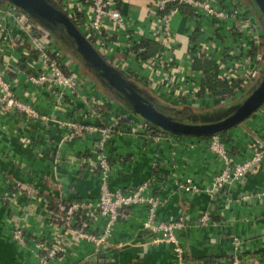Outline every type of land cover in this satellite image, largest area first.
I'll return each instance as SVG.
<instances>
[{
  "label": "crops",
  "instance_id": "obj_1",
  "mask_svg": "<svg viewBox=\"0 0 264 264\" xmlns=\"http://www.w3.org/2000/svg\"><path fill=\"white\" fill-rule=\"evenodd\" d=\"M47 1L65 10L83 32L92 10L87 0ZM115 1L126 30L105 20L106 40L104 48L98 50L106 60L159 104L163 101L167 107L194 105L200 109L212 104L214 96L200 90L202 72L192 67L191 48L201 46L212 57H220L221 47L244 37L231 35L223 22L216 25L207 16L195 17L192 7L182 4L176 6L170 22L171 49L149 63L147 59L155 57L161 48L157 51L154 46L160 45L161 39L156 37L162 16L156 0ZM242 1L250 7L247 0ZM15 13L12 3L0 0V62L15 97L29 105L35 116L0 105V264H40L31 239L51 234L49 205L60 200H95L99 195V155L95 150L98 134L87 130L74 133V126L110 123L115 112L129 113L119 100L100 93L91 80L92 93L106 101L98 116L89 113L90 100L69 93L60 96L47 84H31L28 77L35 70L27 63L32 57H24L23 51L31 49L32 37L16 20ZM237 40L231 46H240ZM142 42L147 44L148 58L136 52ZM35 53L32 50L31 56ZM75 61L71 59L67 71L78 68ZM135 121L122 122L105 144L112 165L110 187L127 192L154 178L146 194L160 199L157 221L179 215L194 220L201 212L210 213L214 224L189 226L178 234L186 264L226 259L233 251L234 238L240 241L245 264H264V158L256 171L210 196L202 188L210 185L222 162L208 149V138L169 135L157 142L147 130L137 128ZM244 125L255 127L261 134L264 116L253 114L222 135L235 161L249 155ZM187 178L201 190L185 192L178 188L177 183ZM125 212L126 216L114 224L108 244L94 250L90 242L71 237L65 256L49 264H172L171 244L152 242L153 236L142 228L146 206L133 205ZM102 224L100 219L94 230L99 232ZM15 227L26 231L25 246L13 239Z\"/></svg>",
  "mask_w": 264,
  "mask_h": 264
},
{
  "label": "built area",
  "instance_id": "obj_2",
  "mask_svg": "<svg viewBox=\"0 0 264 264\" xmlns=\"http://www.w3.org/2000/svg\"><path fill=\"white\" fill-rule=\"evenodd\" d=\"M87 2L91 5L92 10L89 21L83 25V34L98 50V48H104L106 40L104 36L105 20L112 21L124 31L126 26L120 10L116 7L115 0H87ZM175 4L189 5L194 10L195 17L207 16L216 25L223 22L227 27V32L231 35L234 33L235 36L244 37L240 41L235 38L233 42H228L225 48L221 47L220 57H215L219 65L220 78L228 82L236 79L239 82V86L229 99L224 100L213 97L210 102L221 106L226 105L225 102L238 97L244 90L255 84L259 78L262 68L259 67L258 62L261 54L256 49L261 44L258 42L262 32L260 20L250 12L251 7L245 6L242 0H156V8L162 13L156 31V37H161V48L155 57L147 59L149 63L172 47L173 34L170 22L177 10ZM12 5L15 8L16 20L32 37L31 49L23 51L24 57H32L27 64L29 67L33 66L35 70L33 74L29 75V82L36 86L47 84L56 90L60 96L69 93L75 98L90 100L89 113L95 116L102 114L106 101L92 93L89 85L90 79L79 75L74 70H66L71 59L67 58L62 52L55 36L49 31L38 29L36 25L29 21L24 12L20 11L14 4ZM236 22L239 24L238 26L234 25ZM126 36L129 38V34H126ZM235 40L239 42L240 46H231V43L234 44ZM132 43L130 42L131 46H133ZM202 48L201 46L198 48L193 46L191 57H208L212 55ZM32 50L36 51L34 56H31ZM0 105L13 107L27 115L35 116L34 110L29 105L22 103L15 97L11 82L6 78L5 66L2 62H0ZM257 113L264 116V103L254 114ZM127 119L136 120L134 122L136 127L147 130L157 142L169 135H174L160 131L153 132L149 128V124L139 120L131 113L127 114L123 111L115 112L110 123H101L95 126L82 124L74 126V133L87 130L95 131L98 134L95 141V150L99 155L97 162L99 195L95 200L74 199L69 202L60 200L57 201L52 210L48 209L51 234L46 238L31 239L32 250L40 264H49L51 260L62 259L68 250V240L71 237L74 240L79 239L90 242L94 250H97L99 246L108 244L114 224L119 219L124 218L126 216L125 209L133 205L142 204L146 206L147 214L142 223V228L153 236L152 242L171 244L172 264H186V252L178 238L181 230L189 226L214 224L215 221L208 211L201 212L194 220L188 216L179 215L174 219L157 221L156 209L160 204V199L157 195L146 194L154 178L141 182L127 192L110 187L112 165L104 147L109 136L120 128L122 122L127 121ZM245 131L248 138L247 149L249 155L240 161H235L230 155L220 134L208 137V149L222 162L220 171L214 176L210 185L202 188L210 196H213L224 186L238 182L248 173L256 171L260 166L264 158V129L263 133L257 134L256 128L248 125ZM177 187L185 192H199L201 190L189 178L178 182ZM23 188L26 189V187ZM100 219L103 220L102 228L99 232H96L94 227ZM12 237L21 246L27 244L26 231L21 227L13 229ZM232 242L233 251L226 259L217 258L207 264H245L244 259L240 256L239 239L234 238Z\"/></svg>",
  "mask_w": 264,
  "mask_h": 264
},
{
  "label": "water",
  "instance_id": "obj_3",
  "mask_svg": "<svg viewBox=\"0 0 264 264\" xmlns=\"http://www.w3.org/2000/svg\"><path fill=\"white\" fill-rule=\"evenodd\" d=\"M42 23L91 69L97 80L112 90L131 114L156 130L179 136L221 134L251 117L264 103V65L259 79L240 99L203 113L183 114L159 104L121 70L111 65L86 39L65 10L47 0H7ZM264 27V0H250Z\"/></svg>",
  "mask_w": 264,
  "mask_h": 264
},
{
  "label": "trees",
  "instance_id": "obj_4",
  "mask_svg": "<svg viewBox=\"0 0 264 264\" xmlns=\"http://www.w3.org/2000/svg\"><path fill=\"white\" fill-rule=\"evenodd\" d=\"M181 5L182 4H175V6H178V7H182ZM17 8L27 15V17L29 18V21L32 24L35 25L36 22H38L31 15H29L27 12H25L24 10H22L19 7H17ZM52 34L57 35L56 33H53V32H52ZM154 46H155V49H157V51H158L160 45L157 43H154ZM93 47L96 49V47L94 45H93ZM137 47H138V49H137ZM137 47L135 49L139 55H141L144 58L149 57V55H150L149 52H147V50H145V49H147V44H144V42H142L141 44L139 43L137 45ZM154 52H155V50H154ZM192 67H193V69L200 70L202 72V79L200 82L201 83V89L200 90H203V91L208 90L210 92V94L214 97H218L220 99L227 100L233 95L235 89L239 86V82L236 79H233L230 82H228V81H225V80L220 78L219 65L217 63L216 58L212 57L211 55L208 57H206V56H194V57H192ZM149 128H151L153 130V132H158V130H156L151 125H149ZM224 133H221L220 135L222 136ZM200 138H208V137H200ZM54 207H55V205L53 206L52 204H50L49 210H52Z\"/></svg>",
  "mask_w": 264,
  "mask_h": 264
},
{
  "label": "rangeland",
  "instance_id": "obj_5",
  "mask_svg": "<svg viewBox=\"0 0 264 264\" xmlns=\"http://www.w3.org/2000/svg\"><path fill=\"white\" fill-rule=\"evenodd\" d=\"M247 3L250 5V12L253 13L255 16H257V13H256V10L254 8V6L252 5V3L250 2V0H247ZM258 18V16H257ZM35 19V18H34ZM259 19V18H258ZM36 20V19H35ZM260 22V21H259ZM261 24V29H262V32H261V37L260 39H258V42H260L261 44L258 45V48L256 49V51L258 53H260V59H259V62H258V65L260 68H263V65H264V27H263V24L260 22ZM37 26L38 29H42V30H46V31H49V32H52L50 31L48 28H46L42 23L40 22H36L35 24ZM41 30V31H42ZM55 38L59 41V44L60 46L62 47V52L68 57H70V59H74L76 60L75 62H77V65H78V68L75 70L79 75L81 76H84V77H87L88 79H90L95 88L98 89V91L102 94H106L116 100H119L120 101V104L122 107H124V110L127 111L128 113H131L129 111V109L123 105L124 103L122 102L121 103V100L117 98V96L113 93L112 90L106 88L105 86H103L102 84L99 83V81L97 80V78L94 76L93 72L91 71V69L89 67H87L84 62L82 61V59L70 48V45L63 41L62 39H60L57 35H55ZM260 76V75H259ZM258 76V77H259ZM259 79V78H258ZM254 85V84H253ZM252 85V86H253ZM251 86V87H252ZM251 87H248L246 90H244L243 93H241L238 97H236L235 99H230L228 102H225V104H229V103H232V102H235L237 101L238 99H240L248 90H250ZM163 102V101H162ZM161 102V105L165 106L166 103H163L162 104ZM169 105V104H168ZM221 105L220 104H217V103H213V104H210L209 106L207 107H204L202 109L198 108V107H195L194 105H190L189 107H182V108H176V107H171V108H174L176 110H179L181 111L183 114H191V113H203V112H207V111H210L212 109H215V108H218L220 107ZM167 107V106H166ZM243 123V122H242ZM245 126V127H244ZM243 127L246 128L247 125H244Z\"/></svg>",
  "mask_w": 264,
  "mask_h": 264
},
{
  "label": "flooded vegetation",
  "instance_id": "obj_6",
  "mask_svg": "<svg viewBox=\"0 0 264 264\" xmlns=\"http://www.w3.org/2000/svg\"><path fill=\"white\" fill-rule=\"evenodd\" d=\"M100 83V82H99ZM101 84V83H100ZM114 93V92H113Z\"/></svg>",
  "mask_w": 264,
  "mask_h": 264
}]
</instances>
